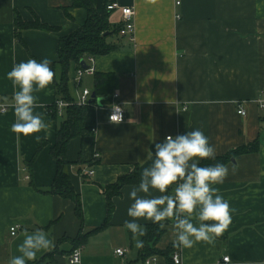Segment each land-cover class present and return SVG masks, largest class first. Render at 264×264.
I'll return each mask as SVG.
<instances>
[{
	"label": "crops",
	"instance_id": "crops-1",
	"mask_svg": "<svg viewBox=\"0 0 264 264\" xmlns=\"http://www.w3.org/2000/svg\"><path fill=\"white\" fill-rule=\"evenodd\" d=\"M180 1L117 0L135 9L134 39L114 36L110 40L118 48L95 56L96 72L115 74V87L105 97L98 95L100 104L87 112L86 126L96 127V132L73 138L67 147V158L74 162L68 171L81 199L80 216L74 200L49 192L57 171L51 150L65 113L64 108L59 119L47 114V106L56 100L54 84L33 93L41 105L34 114L49 125L47 133L25 136L10 130L18 89L7 73L32 59L31 55L58 62L60 39L78 30L87 12L71 7L70 0H0V104L8 106L6 111L0 107V264H9L10 258L19 255L25 231L36 230L45 231L54 247L37 253L27 264H72L75 249L82 254L78 264H144L139 260L141 248L124 227L132 219L128 208L134 201L129 193L139 185L143 170L152 166L155 156L148 158L147 153L155 152V143L196 129L209 138L216 156L258 139L261 143L258 151L232 158L226 164L229 175L224 183L213 185L235 210L232 223L214 246L199 242L191 249L178 248L184 264H264V108L259 103L264 95V0ZM16 10L28 21L34 20V12L59 30L25 29L23 45L16 39ZM121 20V11H112L110 22L120 24ZM79 68L72 61L68 71L74 101L84 88L91 92L95 88V75L76 79ZM115 92L119 97L113 96ZM115 102L125 110L126 119L119 124L108 119ZM240 107L245 115L238 113ZM44 141L46 145L38 151ZM78 160L82 164L75 163ZM91 162L96 163L94 173L85 180L80 171ZM132 175L135 181L113 197L109 224L97 230L107 217L104 190L120 177ZM150 194L161 195L151 188ZM137 223L153 224L144 219ZM171 223L163 228L157 244L160 250L172 245ZM192 223L199 224L195 219ZM87 233L85 242L77 246L78 237ZM118 248L127 251L120 256ZM153 257L152 264H170L164 256Z\"/></svg>",
	"mask_w": 264,
	"mask_h": 264
},
{
	"label": "clouds",
	"instance_id": "clouds-1",
	"mask_svg": "<svg viewBox=\"0 0 264 264\" xmlns=\"http://www.w3.org/2000/svg\"><path fill=\"white\" fill-rule=\"evenodd\" d=\"M51 63L48 58L42 62L29 59L14 65L7 73L13 88L18 89L13 96L15 122L10 129L13 133L25 136L41 131L47 133L49 125L39 114H34V109L41 105L33 93L44 90L52 83L55 73L50 67ZM101 99L96 100L97 105ZM111 109L109 121L113 124L123 122L121 107L113 104ZM36 140L39 142L41 137L37 135ZM154 147V153H147L148 158L155 156L152 166L143 170L139 185L129 193L134 201L128 208V216L132 219L126 220L124 227L132 233L135 246L142 248L144 241L139 237L147 235L146 227L137 223L139 219L158 224L160 228L166 227L163 221H171L174 248L191 249L199 242L214 246L216 238L222 236L232 223V212L235 211L218 194L219 190L213 187L224 183L229 168L219 162L206 167L199 165L200 160L216 158L215 147L200 129L175 137L168 135L162 143H155ZM231 172L235 174V166ZM173 185L172 192L165 194ZM150 188L161 195L151 197ZM193 219L199 222L198 226L192 223ZM53 247L54 242L45 231H25L23 242L17 248L19 255L10 258L9 264H27L37 258V253ZM73 264L78 262L74 261Z\"/></svg>",
	"mask_w": 264,
	"mask_h": 264
},
{
	"label": "trees",
	"instance_id": "trees-1",
	"mask_svg": "<svg viewBox=\"0 0 264 264\" xmlns=\"http://www.w3.org/2000/svg\"><path fill=\"white\" fill-rule=\"evenodd\" d=\"M71 7L84 8L87 12L85 23L72 34L62 37L58 45V62H52L50 67L54 71V79L52 83L56 90V100L53 104L47 106V114L54 119H59V110L56 104L57 100H65L70 102V105L65 107L64 119L60 121L57 129V140L51 152L57 162V171L54 181L49 189L52 194L60 195L65 198H70L76 202L77 213L82 216V205L79 193L76 191L68 168L74 164L67 158V147L69 142L77 137L88 134H93L94 126H86L87 112L90 108L96 105V99L90 100V104L81 106L74 102L70 95L68 86V71L72 61H75L81 66V60L87 62L90 56L104 55L118 48L110 38L120 36V29L122 24H112L110 16L112 11L108 9V5L117 0H70ZM65 12L68 16L69 9L66 8ZM34 20H24L20 12L16 10L15 13V34L16 39L25 45L22 33L25 29L35 28L45 31H58V26H52L41 21L39 16L33 12ZM32 59L37 62H42L35 56L31 55ZM116 75L113 73L95 72V88L96 95H109L115 87ZM46 141L42 143L40 151L45 145ZM260 140H256L248 145H243L238 148L232 149L224 155L216 156L214 160L204 159L199 162L200 166L206 167L214 165L217 162L228 164L232 158L240 154L256 152L260 149ZM38 153V152H37ZM37 154L30 161L34 162ZM75 163L82 164L81 160ZM96 163L91 162L89 166ZM84 170V169H83ZM80 171L83 178L86 180L87 176ZM136 176H122L114 184L107 186L104 190L107 196V217L105 223L99 229L105 228L109 222L114 211V195L121 193V188L128 183L135 181ZM168 220L162 223L167 224ZM147 235L142 237L144 246L141 248L140 261H145L149 257L164 256L168 262L172 263V255L178 248L170 245L165 250L157 248V244L164 233V229L160 228L158 224H148L145 226ZM89 233L80 235L77 239V246L82 245Z\"/></svg>",
	"mask_w": 264,
	"mask_h": 264
},
{
	"label": "built area",
	"instance_id": "built-area-1",
	"mask_svg": "<svg viewBox=\"0 0 264 264\" xmlns=\"http://www.w3.org/2000/svg\"><path fill=\"white\" fill-rule=\"evenodd\" d=\"M181 1L180 0H177V4H180ZM108 9L111 10V11H114V10H120L121 11V14H122V20H121V24H122V27L120 29V36H123V37H130L132 39H134V34H135V29H136V23H135V9L131 6H121L119 4V2L115 1L111 4L108 5ZM180 17V16H179ZM94 63H95V57L94 56H90L89 57V62L87 61V64H88V68L85 69L83 67H80L77 71V76H76V79L78 81H81L82 77L84 75H95V72H96V68L94 66ZM118 92H115L113 94V96L115 98L119 97V93L117 94ZM91 95H92V92L89 88H84L83 91H82V94L80 95V97L78 98V100H75L74 102L77 103L78 105H81V106H85V105H88L90 104V100H91ZM259 103H260V106L261 108H264V95L262 96V98L259 100ZM56 104L58 106V110H59V113L61 114V111L70 105V102L68 101H65V100H57L56 101ZM115 105H118L121 107V109L123 110V122L125 121L126 119V116H125V110L124 108L122 107V105L119 103V102H115L114 103ZM0 107H1V110L2 111H6L8 106L5 105V104H0ZM111 111L112 109L110 108V112H109V116L111 114ZM238 113L239 114H242V115H245L246 114V110L242 107H240L238 109ZM96 132V127L93 128V133ZM96 157H99L98 154H96ZM94 173L93 171V168L92 166H88L86 167L84 170H83V174L86 175L87 177H90L92 176ZM12 230H14V228H12ZM126 249L124 248H118L116 249V253L120 256L124 255L126 253ZM79 253L78 255H76V253ZM81 251L80 249H75L74 252L72 253V255L70 256V262L73 264L74 261L80 263L81 261ZM229 256H226L224 258V261L228 262L229 261ZM156 260V257H149L147 258L145 261H144V264H152L153 262H155ZM171 264H184L183 260H182V256H181V253L180 251H175L174 254L172 255V263Z\"/></svg>",
	"mask_w": 264,
	"mask_h": 264
},
{
	"label": "water",
	"instance_id": "water-1",
	"mask_svg": "<svg viewBox=\"0 0 264 264\" xmlns=\"http://www.w3.org/2000/svg\"><path fill=\"white\" fill-rule=\"evenodd\" d=\"M81 66L85 69H87L89 66L87 64V62L85 60H81ZM97 98V95L95 92H92V95H91V100H94Z\"/></svg>",
	"mask_w": 264,
	"mask_h": 264
}]
</instances>
